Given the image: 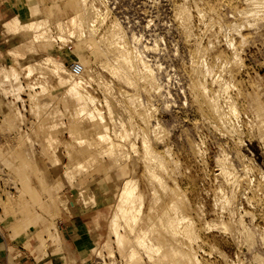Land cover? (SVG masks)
Returning <instances> with one entry per match:
<instances>
[{"label": "rangeland", "instance_id": "374dc122", "mask_svg": "<svg viewBox=\"0 0 264 264\" xmlns=\"http://www.w3.org/2000/svg\"><path fill=\"white\" fill-rule=\"evenodd\" d=\"M0 1L5 3V11L0 14V65H9L17 70L21 83L17 81L14 85L19 83L22 86L20 95L24 100V106L17 102L8 110L4 105L7 100L13 99L12 96L8 99L0 97L1 233L7 234V230L17 233L18 242L32 254L35 238L42 240L44 229L55 227L59 221L68 218L66 208L72 209L76 205V214L82 216L84 223L94 231L92 247L88 248L87 257L80 264H135L128 253L121 255L115 250L111 258L106 254L103 259L96 257L97 249L109 236V218L118 200L120 186L135 172L139 182L138 192L143 196L140 221L135 226V232L141 228L147 230L155 241L165 246L163 252L171 243L183 251L189 250L201 261L200 264H226L218 252L234 259L237 255L240 264H259V259H264V242L259 239L260 235L264 238V143L257 137V127L254 128L255 110L264 109L263 11L258 19L248 17L251 25L244 23L233 30L232 23H242L239 11L246 8L250 0H89L102 18L97 24V37H110L111 30L117 29L120 24L128 38L129 49H135L133 53L136 51L150 60L158 83L139 75L132 76L135 79L131 84L118 80L98 66L94 50L80 47L76 38H71L68 46L59 41L48 46L36 45L34 54L44 51L53 54L63 59L68 69L81 62L94 70L97 76L88 81L87 89L105 116L104 100L107 98L115 118L131 121L135 132L137 127L149 133L152 126L161 127V140L154 143V147L165 157L164 167L156 168L165 182L163 188L151 181L146 173L147 162L139 147L140 137L137 134L131 137L139 148L135 164L127 160L116 165L110 158L101 157L99 166L69 186L63 177L66 166H72L87 155L97 156V149L95 146L80 147L76 144V138L83 136L84 129L71 115L74 110L71 102L65 104L67 113L62 121L49 118L48 111L55 106L63 111L65 106L61 101L64 88L55 78L46 81L48 88L45 96H49L51 104L46 109H36V102L31 101L30 91L26 88L35 76L28 77L7 52L15 40L28 39L30 33L10 35L1 24L6 15L16 14L24 21L39 18L45 13L53 25L58 16L69 15L68 8L75 7V0ZM182 7L191 16L188 35L181 29L179 12ZM86 18L89 20L88 15ZM131 34L139 37V41L134 43L130 39ZM228 39L233 46L226 44ZM144 44L152 50L156 47L152 59ZM31 58L34 56L28 57V60ZM100 77L112 86L111 91L104 89ZM157 85L160 91L156 89ZM250 102L253 103L252 109L249 108ZM108 121L105 118L103 124L110 125ZM54 122H63V126L49 130ZM48 134L54 135L53 138L48 139ZM51 155L57 158V164L53 165ZM223 165L232 166L234 180L227 182L223 179L219 173ZM79 186L84 187L85 194L93 197V204L78 201ZM151 187L157 190L156 201L151 198ZM230 190H233L232 196ZM223 192L232 198L227 206L229 209L222 208L220 199ZM173 200L179 201L180 206L176 201L178 206L188 214L186 216L193 224L197 237L193 248L185 239H174L152 225L155 213L167 209ZM211 219L221 223L224 229H207L205 222ZM243 225L255 233L252 247H248L249 240ZM63 248L60 249L61 256L76 260L66 245ZM142 254L141 261L136 264L178 263L175 258L174 262L169 260L170 256L163 262L150 261L144 252Z\"/></svg>", "mask_w": 264, "mask_h": 264}, {"label": "bare ground", "instance_id": "6f19581e", "mask_svg": "<svg viewBox=\"0 0 264 264\" xmlns=\"http://www.w3.org/2000/svg\"><path fill=\"white\" fill-rule=\"evenodd\" d=\"M142 1L143 0H141V2ZM263 3L264 1L262 0H250L246 5L247 7L239 11L240 16H242L243 18L242 23L241 24H237L235 22L232 23L231 29L237 30V28L241 27L244 23L249 24L248 23L250 22V20L248 19L249 16L252 17L251 19L254 18L258 19V16H260L259 14L262 11L264 12V9H262L264 8ZM68 9H69V15L58 16L55 22L53 23V25L52 23H50V20L48 16L45 15V13L43 16L39 18L36 19L31 18L24 21H22L18 15L10 14L5 16V20L1 24V27L4 30H6L10 35L11 34L18 35L21 32L30 33V37L28 39H23L20 41L15 40L13 46L7 52L8 55L11 56L19 65L21 71H25L24 73H26L28 77L35 76V79L33 77L34 82L32 80L31 83L26 85L27 86L26 88H28L30 91V94L28 95L31 101L36 102L35 104L36 109L40 107L46 109V107H49V103L51 104L52 101L50 102V99L48 98L49 96L48 97L45 96V93L48 88L46 87V81L51 77L55 78L59 86L64 88V92L61 98L62 103H64L63 105L67 104L68 102H71V105L74 107V110L71 115L75 117L74 118L75 121L77 123H80L84 129L83 136L76 138V144L79 145L80 147L86 145L89 147L95 146L97 149L99 157L98 155L97 156L87 155L83 158H79L78 162L72 164V166L70 164L67 165L66 170L64 171L63 174L64 179L69 184V186H73L79 177L85 175L92 169H95L97 166H99L101 157L110 158L115 162L116 165L125 163L127 160H130L132 161V164H135L139 156L138 154L139 148L137 143L135 142V139L133 140L131 137L133 134H137V136L140 137L139 147L141 148L143 157L147 162V165L145 166L146 173L151 181L156 183L159 187L163 188L165 186V182L162 176L157 172L156 168L162 169L164 167L165 157H163L161 155L162 153L158 152L154 147V143L157 142L159 143V141L161 140V136H159L160 134L159 131L161 127L159 128L158 125L154 127L152 126L153 128L151 127L150 133L147 130L145 131L137 127V132H135L134 129L135 127L131 121L126 122L121 118H115V116L113 115V110L107 98H105L104 100V104L106 106V116H105L104 113L96 106L95 97L87 89L88 81L93 79L94 75L97 76V74L94 72L93 69L87 67L81 62L80 63L77 62L76 64L71 65L69 67L70 69H68L64 64L63 59L58 58L53 54H50L48 52L46 53L45 51H44L45 53L39 52L40 54H34L36 45L48 46L51 44V42L59 41L61 42L62 45L68 46V44L71 42L70 39L76 38V42L80 47L88 48L90 50L92 48L94 50L93 54L95 55L96 58L95 59L96 64H98V66H100L103 70L108 71L110 75L117 78L118 80H123L124 82L131 84L135 79L132 76L137 77V75H139L140 77L145 76L154 83H158L154 76L152 63L151 64L149 63L150 60H146L136 51L135 53H133V51L135 50L134 48L133 51L129 49L128 38L123 33L120 24H118L117 29L111 30L110 37L98 38L96 34L97 24L101 21L102 18H100V13L95 7L94 3L92 2L90 3L89 0H75V7L73 8L70 7ZM179 13L181 15L180 22H181L182 32L188 35V33H190L188 28L189 26L188 23L191 16L184 7L180 9ZM263 14L264 13H262V15ZM87 15L89 16V20L86 18ZM85 27L87 28L86 30ZM130 29L132 28L130 27ZM135 31L137 30L135 29ZM130 37H131L130 39L134 43L139 41L138 39L139 37L137 38L136 35L131 34ZM226 41H227L226 44H228L230 47L233 46L231 40L228 39ZM133 47L135 46L133 45ZM146 47L148 48L150 58L152 59L153 52H155L153 50H155L156 47L154 46L155 48L152 50V48L148 46V44L147 45L144 44V49ZM31 56H34V58L28 60V57ZM74 66H78L80 68V71L78 72L74 71L73 70ZM18 76L19 74L15 68L9 65H6L5 67H2L0 65V97L8 99V97H10L11 95L12 98L15 99V101L11 99L5 102L4 107L8 110L12 109L13 104L17 102H20L21 105L24 106V100L20 95V92H22V86L19 84L21 82L20 80H18ZM100 80L102 81L103 87L104 89H106V91L112 90V86L109 83L103 81L101 77ZM17 81L19 82L17 83L18 85H14ZM156 89H159L158 85ZM160 90L161 89H159V91ZM165 91L166 90H164V92ZM252 104L253 103L250 104L249 108L253 107ZM66 107L67 105L64 106L63 111L59 110V108L56 106L51 111L47 110L50 114L49 118L53 120L56 119L58 121L63 119V117L66 116L67 113ZM47 111H45V113ZM255 117L256 118H254L255 119L254 128L255 126L257 127L259 134L257 135V137H260L259 139L262 140L264 143V109L260 108L259 110H255ZM105 118L109 120L108 122L110 123L111 126L109 124L107 125L103 124L105 122ZM53 120H51V122ZM45 124L46 123H44V125ZM59 126H63V122L61 123L54 122L51 126L48 127V129L49 128H50L49 130L56 129L57 127L59 128ZM49 130L46 132H49ZM53 136H51L50 134L48 139L53 138ZM53 156L54 155H51L52 158ZM168 156H170V154H168ZM51 157L49 161H51L52 159ZM53 159H52V162H54L53 165L57 164L58 163L57 158L54 160ZM221 162L222 161H218V163ZM225 166L227 167H224V165L221 166L219 173L222 175L223 179H225L227 182H230L231 180L235 179V176L233 175L234 179L232 176V174H234L232 173V171L234 172V170L231 169L232 166L230 167V165H225ZM231 183H227V184H231ZM77 191L80 194L79 199L78 198L77 199L81 204L90 205V203L93 202V197L85 194L84 187L79 186ZM138 191H139L138 178L135 172H133L131 176L123 180L120 186L118 200L114 205L115 207L114 211L112 212L109 218V225H108L109 236L107 237L103 245H101L97 249L96 257L99 259H103L105 258V254H106L111 258V256L114 254L115 251L119 252V254L121 255L124 252H126L129 254V259L136 264L139 261H141V254L142 252H144L150 261L164 260L163 262H165V258L169 259L171 257L169 260L172 259L171 261L173 260L175 261V259H177L179 264H184L183 262L185 261L193 262L195 264H200L201 261L195 258V256H192L189 250L183 251L174 244L168 243L169 245L168 244L166 245L168 247L165 248L167 249V251L165 250L164 252L166 253H164L162 250L163 247L165 246H163L162 242L158 240H157L158 242L155 241V239L152 238V235L151 236L149 235V232L147 230L141 228L135 232L136 230L135 226L140 221V215L143 204V196L141 192ZM150 191H151L152 200L156 201L158 196L157 190L155 189V187H151ZM222 191L223 189L220 190V192ZM232 192L230 190V196H232L231 195ZM221 194H222L221 199L220 198L219 199L221 200L222 208L225 209V207H227L229 204V200H231L232 198L230 199V196L228 195L227 192H223ZM176 201L174 202L171 201L167 209L156 212L153 221L154 223H152V225L155 226V227L153 226L154 228L158 227V229H161L162 231H164L166 234H168L170 237L174 239L180 237L182 239H185L190 245H192L193 243L195 244L197 237L194 234L193 224L186 216L188 214H185V212L181 210V207H179L180 206L179 201H178L179 206ZM205 225L207 229L210 228L224 229L221 223H219L214 219L205 222ZM245 225H243V227L245 229V232L249 240L248 247H252L255 244V238H256L255 233H253V231H251V229H249ZM121 230H123V233H121ZM131 238L132 240H130ZM259 239L261 242H264L263 235H260ZM193 245L192 247L191 246L190 247L193 248ZM186 248L189 247L186 246ZM218 253L226 264H240L237 255L235 256L234 259L229 257L227 254L223 252H218ZM255 258H260V256ZM263 260L264 259L260 258L259 262L257 263L263 264L262 263Z\"/></svg>", "mask_w": 264, "mask_h": 264}, {"label": "crops", "instance_id": "0c3cea01", "mask_svg": "<svg viewBox=\"0 0 264 264\" xmlns=\"http://www.w3.org/2000/svg\"><path fill=\"white\" fill-rule=\"evenodd\" d=\"M4 7L5 3L0 1V14L5 11ZM75 206L72 209L66 208L68 218L59 221L55 227L44 229L42 240L35 238L32 254L25 251L23 244L18 242L17 233L8 230L7 234L0 232V264H80L87 257L88 248L92 247L94 231L84 223L82 216L76 214ZM63 245H66L76 260L61 256Z\"/></svg>", "mask_w": 264, "mask_h": 264}, {"label": "built area", "instance_id": "2783aa9c", "mask_svg": "<svg viewBox=\"0 0 264 264\" xmlns=\"http://www.w3.org/2000/svg\"><path fill=\"white\" fill-rule=\"evenodd\" d=\"M73 70L76 71V72H78V71H80V68L78 66H74V69Z\"/></svg>", "mask_w": 264, "mask_h": 264}]
</instances>
